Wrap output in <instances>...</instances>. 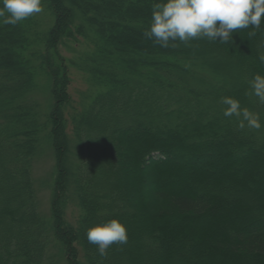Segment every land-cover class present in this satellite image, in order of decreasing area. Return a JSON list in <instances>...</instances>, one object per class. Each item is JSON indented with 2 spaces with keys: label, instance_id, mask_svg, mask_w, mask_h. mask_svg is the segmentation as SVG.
I'll use <instances>...</instances> for the list:
<instances>
[{
  "label": "trees",
  "instance_id": "1",
  "mask_svg": "<svg viewBox=\"0 0 264 264\" xmlns=\"http://www.w3.org/2000/svg\"><path fill=\"white\" fill-rule=\"evenodd\" d=\"M68 1L43 0L54 21L33 40L42 52L16 60L12 48L24 41L0 48V264H264V103L247 94L248 81L264 75V31L237 30L228 44L193 39L208 61L176 41L124 62L127 49L105 37L96 16L86 17L97 27H87L90 36L76 10L61 19ZM122 27L149 29L143 21ZM9 28L0 18L2 36ZM82 39L78 60L63 55ZM112 59L117 70L88 66ZM74 66L96 88L80 109L69 93ZM37 77L48 97L35 98ZM226 97L258 113L262 127L226 117ZM42 159L51 171L41 185ZM136 168L148 192L131 176ZM72 201L76 224L65 217ZM112 219L126 225L128 242L101 257L87 230Z\"/></svg>",
  "mask_w": 264,
  "mask_h": 264
},
{
  "label": "clouds",
  "instance_id": "2",
  "mask_svg": "<svg viewBox=\"0 0 264 264\" xmlns=\"http://www.w3.org/2000/svg\"><path fill=\"white\" fill-rule=\"evenodd\" d=\"M0 18L6 25L18 23L42 11V0H0ZM264 0H160L152 4L150 28L144 37L163 48L176 47V41L188 44L193 39L228 44L237 30L252 28L264 31ZM252 31L249 35H255ZM260 62L264 63V56ZM250 92L264 103V75L255 74L248 81ZM226 117H242L240 127L247 121L249 128L262 127L260 116L242 108L238 100L226 97ZM87 241L95 245L98 254L105 257L112 245L128 242V229L118 219H112L87 230Z\"/></svg>",
  "mask_w": 264,
  "mask_h": 264
},
{
  "label": "rangeland",
  "instance_id": "3",
  "mask_svg": "<svg viewBox=\"0 0 264 264\" xmlns=\"http://www.w3.org/2000/svg\"><path fill=\"white\" fill-rule=\"evenodd\" d=\"M71 1L72 4L68 5L70 7H68L67 9V13H65L64 16H62L61 19H68V17L70 16V12H72L73 10H76V20L78 21V24H83L84 28L87 30L88 28L93 27L90 23L91 22H95V21H89L86 19V17L88 16H96L97 19V23L99 22V27L103 30L105 37H111L112 41L115 42V44L118 45V48L121 50H126L128 51L127 57H123L124 58V62L128 61V60H132L134 61V59L138 60V56L135 57L133 55L135 54H131V53H135L138 50L139 51H143L142 53L144 55V57L151 58V55L153 56H157L156 52L157 48H159L160 50V46L156 45L153 43V40H149L146 37H144L143 33L145 31H139V32H135V31H131L129 29H126L122 27L123 24L125 23H130V24H138L139 21H143V23L145 22V25H147V28H150V24H151V16H152V4L154 2H159V0H135L136 2H134L135 6L129 8L130 6V2H132V0H107L106 3H102V5H92L95 1L94 0H69ZM68 1V2H69ZM97 1V0H96ZM67 2V1H66ZM43 3V0H42ZM65 3V1L62 3V5ZM78 7V9L76 8ZM71 10V11H70ZM89 11H92V14L89 13ZM51 14L45 10V6L44 4H42V11L38 14L33 15L32 17L18 23L17 25L13 26V25H9L10 28L8 30H6V33L4 36H2V32L0 33V48L4 50V48H6V46L8 47V45H10L9 49L12 48L13 43H19L18 41H24V44H21V46H19V44L15 45L16 47H14V49L12 48V52L14 53L15 59L17 60V58L21 57V58H25V59H29L30 55H33V51L35 50H39L42 52L40 45L39 44H35L33 43V40L35 39V35L36 37L40 36V34L42 35V32H46L47 30H49L52 25H53V21L54 18L50 16ZM128 15V16H127ZM132 16V17H131ZM129 18V20H127V18ZM3 19V18H1ZM94 29H96V25L93 27ZM16 29H18L19 34H17L15 31ZM87 35H92V33L90 32V30H87ZM38 35V36H37ZM101 43H100V47H103L105 45V40L104 38L101 39ZM195 40H191L188 44H184L183 48L185 49H192L195 50L197 48V52H194V55H199L197 56V60H211L213 58V56L211 57L210 55H205V54H200L199 51V47L196 46V44H193ZM81 43H83L80 48L79 46H77V50L75 51V53H69L67 50L62 48V53L64 56H66L69 59L78 60V55L81 53L83 47H84V40H81ZM32 45V46H31ZM17 46H19L21 49H18ZM109 46V45H108ZM171 47V46H170ZM170 47L168 48H163L161 47V49H164V51H167V49H170ZM108 48V47H107ZM106 48V49H107ZM111 49V47H110ZM111 51V50H110ZM110 51H107L110 53ZM36 53V52H35ZM34 53V54H35ZM112 56H118L121 54H116L115 52H112ZM12 55V54H11ZM150 55V56H149ZM13 57V55H12ZM95 60L94 62L98 61V54H96L95 56ZM126 58V59H125ZM170 59V58H169ZM19 60H21L19 58ZM141 61V60H140ZM94 62H91L88 64V66L92 69V67H97L99 69L105 70L106 72H109L111 70L110 69H118V67H120V63L118 61H115L114 59H112L111 61V65H103V63H96L93 64ZM206 62V61H205ZM36 63V62H35ZM68 64V63H67ZM35 65V64H34ZM120 65V66H119ZM31 71H33V67L31 66ZM35 69V68H34ZM216 70V68H215ZM223 69H221V73H223ZM218 72V71H217ZM220 73V72H219ZM222 75V74H221ZM70 77H71V84L69 87V93L72 96L73 102H74V106L77 109H80L82 106V104L84 102H89L91 96L94 95V91H96V88H92L89 84V81H87L88 77L86 72L80 70L79 68L75 67H70ZM237 80V78H236ZM36 83V97H48L47 96V83L44 79L41 78H36L35 80ZM38 98V99H39ZM45 101V100H44ZM41 110V109H40ZM69 130H71V125L69 124ZM71 149V154L74 155L75 151L73 149V144H71L70 146ZM48 158V157H47ZM50 158V157H49ZM44 160V161H43ZM48 161V160H47ZM45 159H42V164L39 168L38 165V172H37V180L40 182V180H42L40 183L41 185L46 182L49 181L50 175H49V171H51V163L47 162ZM50 161V160H49ZM73 161L74 159H71L68 168L70 169V171L74 170L73 168ZM216 161H218L216 159ZM216 164V163H215ZM50 165V166H49ZM138 168H139V164ZM138 168L137 171L135 172V176L131 175L133 177V179L136 181V183L142 180V184L143 187L145 188V192H148V189H146V186H148L149 182L147 183V178H145L146 176V172H144L143 170L140 171ZM50 169V170H49ZM148 173V172H147ZM43 178V179H42ZM70 181H73L72 177L68 178ZM43 182V183H42ZM140 186V184H139ZM73 191L70 190L69 194H71L73 196ZM75 198V197H72ZM43 202L42 204H44L47 207V202L49 199V193L45 188V185H43V190H42V198ZM75 200V199H73ZM73 203L70 204L66 210V222L68 223H72V224H76L78 217L80 215V212L78 210V208L76 207V205L74 204V201H72ZM68 223V224H69ZM76 230H74L73 232H75ZM76 234H78L79 232H75Z\"/></svg>",
  "mask_w": 264,
  "mask_h": 264
}]
</instances>
